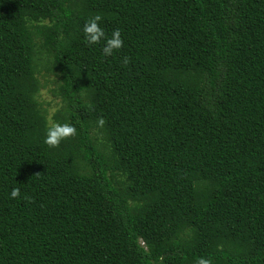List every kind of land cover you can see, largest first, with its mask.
Masks as SVG:
<instances>
[{
	"label": "trees",
	"instance_id": "obj_1",
	"mask_svg": "<svg viewBox=\"0 0 264 264\" xmlns=\"http://www.w3.org/2000/svg\"><path fill=\"white\" fill-rule=\"evenodd\" d=\"M201 256L264 264V0H0V264Z\"/></svg>",
	"mask_w": 264,
	"mask_h": 264
},
{
	"label": "clouds",
	"instance_id": "obj_2",
	"mask_svg": "<svg viewBox=\"0 0 264 264\" xmlns=\"http://www.w3.org/2000/svg\"><path fill=\"white\" fill-rule=\"evenodd\" d=\"M99 16H93L88 19L83 26V39L88 45H95L103 40L102 53L105 56L112 55L114 50H119L123 45V40L119 29H114L110 36H106L104 30L99 26ZM126 62V58H125ZM104 120L99 118L97 120L98 126H103ZM76 134V128L70 123H57L48 127L44 136V143L50 147H56L60 142L68 137ZM11 198L15 199L19 195V189L13 187L8 194ZM194 264H211L210 258L203 256L198 257Z\"/></svg>",
	"mask_w": 264,
	"mask_h": 264
},
{
	"label": "rangeland",
	"instance_id": "obj_3",
	"mask_svg": "<svg viewBox=\"0 0 264 264\" xmlns=\"http://www.w3.org/2000/svg\"><path fill=\"white\" fill-rule=\"evenodd\" d=\"M47 77V80L42 78L44 87L40 92V99L44 102V105L48 110L47 113L50 124H57L56 121L53 122V115L61 107V102L53 93L56 83L52 80V75L49 74Z\"/></svg>",
	"mask_w": 264,
	"mask_h": 264
}]
</instances>
